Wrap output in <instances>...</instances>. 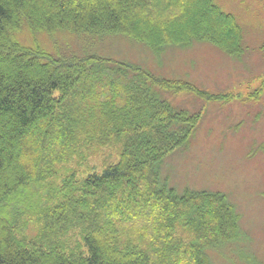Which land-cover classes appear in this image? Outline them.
Returning a JSON list of instances; mask_svg holds the SVG:
<instances>
[{"label":"trees","instance_id":"16d2710c","mask_svg":"<svg viewBox=\"0 0 264 264\" xmlns=\"http://www.w3.org/2000/svg\"><path fill=\"white\" fill-rule=\"evenodd\" d=\"M23 28L237 55L235 18L214 0H0V264H211L207 251L237 236L233 206L177 195L156 169L201 116L162 93L204 92L137 63L24 46ZM103 149L117 160L78 179Z\"/></svg>","mask_w":264,"mask_h":264},{"label":"rangeland","instance_id":"374dc122","mask_svg":"<svg viewBox=\"0 0 264 264\" xmlns=\"http://www.w3.org/2000/svg\"><path fill=\"white\" fill-rule=\"evenodd\" d=\"M214 1L241 29L242 50L237 55L206 41L154 53L142 43L116 35L94 39L57 32L50 36L24 28L17 40L53 55L70 50L137 63L157 77L204 92L202 97L162 93L173 106L201 116L186 146L157 165L159 180L177 195L186 190L220 193L233 206L237 236L207 251L211 264H264V0ZM116 160L115 152L103 149L82 164L78 179L101 172Z\"/></svg>","mask_w":264,"mask_h":264}]
</instances>
